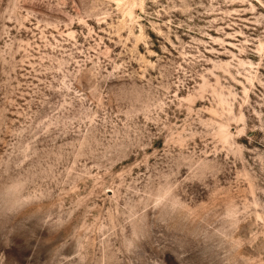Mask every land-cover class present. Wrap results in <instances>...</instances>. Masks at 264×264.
I'll return each instance as SVG.
<instances>
[{"label": "rangeland", "instance_id": "rangeland-1", "mask_svg": "<svg viewBox=\"0 0 264 264\" xmlns=\"http://www.w3.org/2000/svg\"><path fill=\"white\" fill-rule=\"evenodd\" d=\"M0 264H264V0H0Z\"/></svg>", "mask_w": 264, "mask_h": 264}, {"label": "clouds", "instance_id": "clouds-1", "mask_svg": "<svg viewBox=\"0 0 264 264\" xmlns=\"http://www.w3.org/2000/svg\"><path fill=\"white\" fill-rule=\"evenodd\" d=\"M174 162L173 160H167V159H161L160 160V166L164 170H167V167L169 164H172ZM149 223L154 224L157 227H164L166 222L170 221V217H168L164 212L158 210L154 215L149 216Z\"/></svg>", "mask_w": 264, "mask_h": 264}]
</instances>
